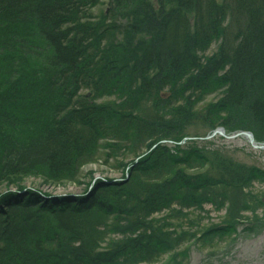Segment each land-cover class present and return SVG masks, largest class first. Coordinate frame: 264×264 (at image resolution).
I'll return each instance as SVG.
<instances>
[{"label": "trees", "instance_id": "trees-1", "mask_svg": "<svg viewBox=\"0 0 264 264\" xmlns=\"http://www.w3.org/2000/svg\"><path fill=\"white\" fill-rule=\"evenodd\" d=\"M220 127L264 143V0H0V264H188L256 236L264 169L196 143ZM98 162L121 178L24 186Z\"/></svg>", "mask_w": 264, "mask_h": 264}, {"label": "rangeland", "instance_id": "rangeland-1", "mask_svg": "<svg viewBox=\"0 0 264 264\" xmlns=\"http://www.w3.org/2000/svg\"><path fill=\"white\" fill-rule=\"evenodd\" d=\"M215 50L216 45H213L207 54L211 55ZM214 99L215 97L211 96L206 102ZM189 132L192 136L205 134V131L195 128H191ZM225 134L230 135L227 133ZM208 136H206V138L201 137L195 139V141L199 146L206 144L209 148L220 149L232 156L235 160L248 166H256L264 169V150L254 148L246 138L242 136L237 138H225L219 135L208 138ZM90 173H92V176L96 177V179L101 177L121 178L122 175V171L117 168L114 162H110L109 164L98 162L83 167V177L80 185L69 184L66 187L49 186L45 185L40 179L31 178L24 183V186L54 196L66 194L78 195L86 190V185L91 180L89 176ZM1 191L4 192L5 189L2 188ZM252 191L262 195V193H264V184L256 183ZM204 209L206 214L205 212L201 213L205 216L202 223L203 225H207L211 222L218 223L220 217L224 215V212H215L214 207L211 205H206ZM258 214L261 216L262 209L259 210ZM244 216L249 217L251 214L248 213ZM186 228H188V226H186ZM201 243L202 242L197 244L193 243L191 245L190 258L187 261L188 264H264V231L256 236L241 234L235 242L227 240L211 248L209 246H203Z\"/></svg>", "mask_w": 264, "mask_h": 264}, {"label": "water", "instance_id": "water-1", "mask_svg": "<svg viewBox=\"0 0 264 264\" xmlns=\"http://www.w3.org/2000/svg\"><path fill=\"white\" fill-rule=\"evenodd\" d=\"M215 135L223 136L225 138H236L237 136H245L254 148L264 150V144L256 143L254 136L251 132L241 131L235 135L228 136L225 134V130L223 128H219L210 137H213Z\"/></svg>", "mask_w": 264, "mask_h": 264}, {"label": "bare ground", "instance_id": "bare-ground-1", "mask_svg": "<svg viewBox=\"0 0 264 264\" xmlns=\"http://www.w3.org/2000/svg\"><path fill=\"white\" fill-rule=\"evenodd\" d=\"M242 137L246 138L245 136H242ZM246 139H247V138H246Z\"/></svg>", "mask_w": 264, "mask_h": 264}]
</instances>
